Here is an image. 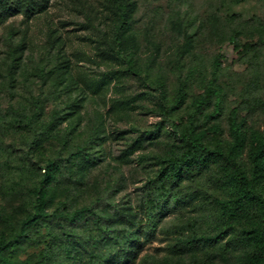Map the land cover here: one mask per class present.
I'll return each instance as SVG.
<instances>
[{
  "label": "rangeland",
  "instance_id": "obj_1",
  "mask_svg": "<svg viewBox=\"0 0 264 264\" xmlns=\"http://www.w3.org/2000/svg\"><path fill=\"white\" fill-rule=\"evenodd\" d=\"M135 2L124 37L128 52L134 51L135 73L105 52L114 44L112 0H37L40 10L11 13L0 24V213L12 226L31 210L40 167L51 158L66 160L51 187L50 209L60 202L94 203L108 211L113 205L131 206L140 223L144 186L159 168L152 156L168 154L180 143L192 101L213 75L215 59L225 94L221 115L205 126L206 142L224 149L230 144L229 114L236 108L247 140L238 161L251 171L253 139L264 134V0ZM235 31L240 36L232 43ZM180 84L187 88V102L169 113L166 107ZM73 103L79 106L70 107ZM10 105L28 115L40 111V117L29 128H15ZM212 109L213 103L204 114ZM50 122L52 133L42 136ZM36 136L41 148L33 144ZM78 148L86 149L87 164L67 160ZM15 163L27 167L16 169ZM226 172L225 163L215 162L183 185L225 198L230 194L223 184ZM214 211L210 202L195 213L171 210L160 227L187 223L194 232L213 233L219 227ZM256 221L251 209L222 224L230 242L216 256L167 255L157 248L165 241L155 240L145 245L136 264H250L256 248L241 230ZM38 250L28 247L19 257H34Z\"/></svg>",
  "mask_w": 264,
  "mask_h": 264
},
{
  "label": "trees",
  "instance_id": "obj_2",
  "mask_svg": "<svg viewBox=\"0 0 264 264\" xmlns=\"http://www.w3.org/2000/svg\"><path fill=\"white\" fill-rule=\"evenodd\" d=\"M115 24L114 44L106 50L112 58L127 64V71L136 72L134 51L128 52L125 34L136 8L135 0H112ZM37 0H0V24L11 13L24 12L32 15ZM263 30V27L262 29ZM239 32L230 37L236 43ZM260 40L263 41L262 36ZM130 45H133L131 43ZM128 52V53H127ZM221 63L214 61V72L202 88L199 96L192 101V111L188 125L180 132V143L168 154L152 156L159 165L156 174L150 177L139 203L140 223L132 207L113 205L112 211L100 209L96 204L70 207L60 202L50 209L51 187L62 174V158L47 159L40 167L37 184L32 188V205L27 215L12 226L9 218L0 213L4 229L0 232V264H136L147 243L158 240L165 244L158 250L167 255L195 252L203 257L216 256L230 239H227V220L239 217L255 209L256 224L250 229H242L245 240L251 242L256 251L249 259L250 264H264V134L254 137L251 151V171L242 169L238 157L243 153L247 140L244 120L238 110L229 114L230 144L224 149L209 146L206 142L208 129L205 126L219 118L223 108L224 87L218 83L217 70ZM188 92L180 84L173 102L166 107L169 113L180 110L187 102ZM213 103V109L204 114L205 108ZM79 106L73 103L70 107ZM15 128H29L40 117V111L28 115L25 110L10 105ZM58 114V113H56ZM198 116H202L198 122ZM57 120L59 117L55 115ZM55 120V121H56ZM54 124L50 122L40 131L42 136L51 134ZM34 146H43L40 137H35ZM85 148L69 153L67 160L74 165L88 162ZM215 162H223L227 167L223 184L230 194L225 197L211 195L207 190L183 185L188 178H194ZM16 169L27 167L12 164ZM44 170V171H42ZM210 202L219 227L213 233L194 232L189 225L182 224L176 229L161 228L160 225L171 210L198 212ZM222 224L226 225L225 227ZM186 233L177 236L176 231ZM224 242V244H222ZM28 247L39 248L34 257L21 259L19 255Z\"/></svg>",
  "mask_w": 264,
  "mask_h": 264
}]
</instances>
